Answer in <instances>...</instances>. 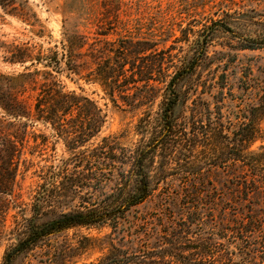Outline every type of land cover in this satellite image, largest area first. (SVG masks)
Masks as SVG:
<instances>
[{
	"label": "trees",
	"instance_id": "trees-1",
	"mask_svg": "<svg viewBox=\"0 0 264 264\" xmlns=\"http://www.w3.org/2000/svg\"><path fill=\"white\" fill-rule=\"evenodd\" d=\"M0 7L30 22L29 0H0ZM262 25L259 34L248 36L219 18L199 34L229 33L238 41L237 51H264ZM178 31L184 34L186 28ZM211 38L198 40L200 47L170 74L164 69L159 118L154 123L141 118L142 138L132 146L113 135L103 136L106 110L81 87L80 93L71 90L63 80L80 75L76 50L85 46V37L9 52L8 62L23 69L0 74V226H5L8 198L14 196L23 151L36 135L35 127L52 130L68 157L55 159L42 171L30 215L23 214L21 220L15 216L10 232L14 240L2 264H19L54 237L81 227L108 228L116 237L107 253L89 264H264V65L260 78L252 66L246 67L241 95L228 88V64L222 62L216 64L221 72L214 79L199 77L193 88L183 90L209 62ZM119 42L85 79L99 84L114 103L116 93L155 90L154 83L161 84V78H155L157 64L144 61L148 51L158 52L155 44ZM26 93L34 94L30 105L22 98ZM146 99L143 95L123 101L135 106ZM214 168L227 174V190L237 193L232 195L241 212L225 210L227 214L215 216L220 198L213 197L217 188L206 179ZM158 193L162 210L180 205L184 215L168 231L140 232L148 222L130 221L132 212Z\"/></svg>",
	"mask_w": 264,
	"mask_h": 264
},
{
	"label": "rangeland",
	"instance_id": "rangeland-1",
	"mask_svg": "<svg viewBox=\"0 0 264 264\" xmlns=\"http://www.w3.org/2000/svg\"><path fill=\"white\" fill-rule=\"evenodd\" d=\"M29 7L30 22L6 14L0 7V74H13L23 69L8 62L9 52L16 50V47L43 45L49 48L65 38L78 35L85 37V46L76 50L81 65L80 75L74 76V81L66 77L63 80L71 90L80 93L81 87L86 95L106 110L108 123L103 136L113 135L125 146H132L141 140L142 136L138 133V130H143V126L139 127L141 118L145 116L153 123L157 122L165 87L164 69L169 68L168 74L173 72L186 55L200 47L198 40L201 42L205 38L204 42H207L212 35L208 45L209 62L207 60V65L202 66L193 79L183 84V90L193 88V83L199 77L209 76V79H214L218 70L221 72L216 65L219 62L223 66L228 64L225 67L228 70V88L237 95L242 94L240 77L246 67L252 66L254 75L261 77L264 51H237L238 41L229 33H199L212 20L220 18L229 22L242 35L259 34L263 29L264 0H118V3L116 0H29ZM180 26L186 28L184 34L178 31ZM121 39L149 40L155 44L158 52L148 51L146 56L150 57L144 58V61L157 64L155 78H161V84L154 83L157 88L155 90L134 88L121 94L126 97L116 93L114 103L99 84L85 79L96 69L97 64L109 58L111 50L119 46ZM210 68L212 71L209 74ZM143 95L147 98L144 105L138 103L129 106L123 101H136ZM33 96V93H26L22 98L30 105ZM205 98L209 99V95ZM35 134L31 135L25 145L15 193L8 198L11 200V209L5 226H0V264L6 248L14 240L10 232L15 226V216L21 220L23 214L30 215L33 197L42 182V171L55 159L68 157L66 146L62 140L53 136L52 130L39 124L35 127ZM146 136L149 138L150 134L146 133ZM260 145L258 142L254 148ZM206 179L217 188L213 197L220 198L214 211L215 216L222 217V214L228 213H224L225 210L241 212L240 206L235 203L236 197L232 195L237 196V193L227 190V174L223 169L214 168L207 173ZM161 202V194L158 193L133 210L130 221L136 224L148 222V225L138 228L140 232L150 229L162 233L179 224L184 215L182 206L162 210ZM15 206L19 207L15 209ZM115 238L108 228H73L29 253L19 264H89L107 253L110 242ZM119 240L116 239L115 243L119 244Z\"/></svg>",
	"mask_w": 264,
	"mask_h": 264
}]
</instances>
